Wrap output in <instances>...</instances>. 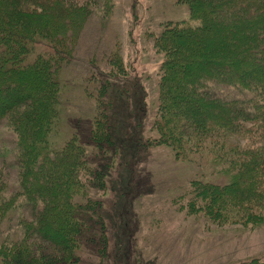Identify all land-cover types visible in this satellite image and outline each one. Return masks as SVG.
<instances>
[{
    "label": "trees",
    "instance_id": "trees-1",
    "mask_svg": "<svg viewBox=\"0 0 264 264\" xmlns=\"http://www.w3.org/2000/svg\"><path fill=\"white\" fill-rule=\"evenodd\" d=\"M91 1L0 0V5L7 8L5 12L0 11V145L10 138L5 133L13 135L15 147L10 154L16 155L12 165L19 169L13 194L4 197L3 192L11 186L6 185L2 178L5 169L0 168V224H8L11 230L8 236L0 239V264H100L113 254L112 247L116 249L112 242L111 209L107 207H113L109 176L121 149L116 144L113 126L112 131L110 127L118 96H127L123 95L119 80L132 73L120 48L111 50L104 46L99 49L98 45L90 43L87 44L93 48L98 46L97 51L102 52L97 65L96 54H90L87 47L84 66L75 65V55L84 44L83 33L96 16V23L104 25V13L109 15L115 3L114 0ZM178 2L188 6V17L162 22L159 33L152 37L155 51L163 54L157 77L159 104L151 120V135H140L137 143L143 149L166 144L185 158V152L199 151L198 144L204 145L202 152L207 151L211 156L209 163L213 164L211 174L230 178L225 183L214 184L207 179L204 182L192 180L194 204L190 209L203 211L208 218L223 223L245 220L255 225L257 219L262 220L264 216L252 209L254 205L261 208L264 201L261 189L264 144L248 149L236 147L230 140L231 136L241 139L254 136L243 124L264 122V95L260 91V95L254 96L258 102L256 108L249 106L241 112L234 111V101L233 109L238 108L239 100L236 99L225 104L229 112L219 115L216 111L218 114L212 116L211 111H205L202 106L192 107L184 98L194 103L202 97L211 101L215 94L208 92L206 87L213 82L249 90L254 81L264 91V66L256 75L247 71L246 75L238 73L236 76L212 68L201 70L198 66L205 64L198 58L206 48L209 52L213 29L222 23V28H229L227 23L234 15L258 11L257 19L251 23L262 30L263 36L258 41L263 45L264 0H249L243 4L242 0ZM91 8H99L103 13L92 14ZM231 35L235 40L243 38L239 32ZM240 39L235 49L243 58L231 52L226 58H235L226 61V65L239 70L247 68L246 61L264 64L259 53L253 54L259 46L246 51V40ZM40 44H43L41 51L36 48ZM225 46H233V41ZM35 48L39 52L34 53ZM243 50L245 52L241 53ZM249 53L253 58L247 55ZM220 61V57L215 60L216 64ZM69 65L78 72L69 73ZM67 86L70 91L79 90L89 99L97 98L95 126L88 136V145L78 142L77 133H70L61 143L56 137L62 87ZM174 87H178V93ZM146 99L143 103L147 108ZM226 101L217 97L215 102L220 108ZM172 106L184 111H173ZM143 107L140 106L147 118L148 109ZM140 121L137 126L142 119ZM144 126L142 124L141 128ZM261 133L264 141V125ZM131 139L135 140V134ZM190 139L195 144H189L187 140ZM7 150V147H0L2 160L6 157L1 151L9 153ZM47 247H52L49 248L52 253L48 252L50 256L43 252Z\"/></svg>",
    "mask_w": 264,
    "mask_h": 264
},
{
    "label": "rangeland",
    "instance_id": "rangeland-1",
    "mask_svg": "<svg viewBox=\"0 0 264 264\" xmlns=\"http://www.w3.org/2000/svg\"><path fill=\"white\" fill-rule=\"evenodd\" d=\"M80 1L93 2L91 0ZM247 1L249 0H242V4ZM114 2V7L109 15L104 13L106 17L104 25L96 23L98 20L96 16L95 20H92V25L87 27L82 37L84 44L78 49L74 58L76 66H84L83 59L87 57V47L90 54H96L97 65V59L102 55V52L97 51L98 46L99 49L104 46L111 50L120 48L119 51L129 63L130 73H132L127 77L122 76L124 79L119 80L123 95L127 96H118L113 108L110 127V131H112L113 126L114 135L117 136L116 144L121 149L116 164L113 166V172H110L109 176L112 189L110 198L113 201V207H107L111 209L109 216L112 220V242L116 249L112 247L113 254L104 258L100 264H248L250 261L264 264V216L262 220L257 219L255 225L245 220L223 223L208 218L203 211L197 212L190 209V206L194 204L192 180L198 179L200 182L201 180L204 182L207 179L208 182L214 184L225 183L226 179L230 178L211 174L213 164L209 163L211 156L207 154V151L202 152V149L205 148L204 145L198 144L199 151L185 152L187 154L185 158L182 153L176 154L174 149L166 144H154L143 149L140 147V143H137V137L151 135L149 133L151 120L159 104L157 77H159L158 71L163 61V54L155 51L152 37L159 33L162 22L178 21L188 17V6L178 0H114ZM91 9L92 14L94 12L103 13L99 8ZM6 10L7 8L0 5L1 12ZM89 12L91 14V10ZM257 17L258 11L253 10L250 13H241V15L229 18L230 22L227 23L229 28H222L223 23L216 26L211 33L213 35L210 37L209 52L206 51V48L201 53L202 57L198 58V61L205 62L204 65L198 64L201 70L212 68L215 71L231 72L233 76L238 73L246 75L249 71L250 75H256L257 70H261V66L263 67L264 64L246 61L244 65L247 68L238 70L231 65H226L235 57L229 59L226 57L231 52L240 53L235 49L237 40L240 38L235 40L231 35V33L239 32L243 35L240 40H246L245 50L249 51L250 48L259 46L253 54L259 53L258 57L264 60V44L262 45L258 41L259 37L263 36L262 30L259 31V28L256 27L257 24L251 23ZM249 23L251 24L248 25ZM230 40L233 41V46H225V43ZM87 43L98 46L93 48ZM36 48L39 51L43 50V44L37 45ZM36 48L34 53L39 52ZM244 52L243 50L241 53ZM247 55L253 58L252 53ZM218 57L221 61L216 64L215 60ZM67 69L69 73L71 71L73 74L78 72L72 65L67 66ZM245 77L247 79V76ZM213 83H208L207 91L213 92L216 98L227 100L220 108L215 102V97H211V101L202 97L198 99L200 101L197 103L189 101V98H184V100L191 103L192 107H204L205 111H211L212 116L218 113L219 115L226 114L229 106L225 104L236 99L239 100L237 101L238 108L233 109L234 101L232 105L234 111L241 112V109L256 108L258 102L254 96L260 95V91L264 95V91L259 89L254 81L249 90L228 83ZM1 89L0 86V94ZM70 90L68 86L67 88L62 87L61 113L56 137L61 143L70 133H77L78 142L88 145L90 143L88 136L93 125L95 126L97 98L89 99L79 93V90L74 92ZM174 90L178 93V87H174ZM114 92L118 93L116 89ZM145 97L147 98L145 102L148 104L147 108L143 103ZM140 106L148 109L147 118L145 111ZM181 106L184 107L183 104ZM95 107L96 113L94 114ZM182 108L172 106L173 111H182ZM262 110L264 111V107ZM140 119H142V123L137 126V121L141 122ZM245 121L246 119L243 122ZM142 124L145 125L143 128H141ZM249 124L250 122L243 125L248 126V130L254 133V136L243 139L231 136L232 140L230 141L236 147L253 149L264 144L263 133H261L264 122L259 121L255 125ZM128 130L129 132H127ZM5 132L6 129L3 134ZM134 134L135 140L131 139ZM5 136L10 138L4 140L5 142H2L0 147H7L9 153L1 151L5 154L6 160L0 158V168L5 169L2 178L6 180V185L11 186L10 189L6 187L9 190L3 192L4 197H9V194L14 192L15 175L19 169L12 165L15 163L16 155L10 154L15 147L12 144L14 137L12 134L6 133ZM187 142L191 145L195 144L192 139ZM262 166L264 167V165ZM262 182L261 189L264 192V180ZM262 198H264V194H262ZM105 207L106 204L103 209ZM252 209L264 214V201L261 208L254 205ZM8 227V224H0V239L8 236L9 231L11 232ZM36 248L41 251L38 247ZM49 248L52 249V247L43 249V252L48 256H50L49 253H52ZM58 260H61L60 256Z\"/></svg>",
    "mask_w": 264,
    "mask_h": 264
}]
</instances>
